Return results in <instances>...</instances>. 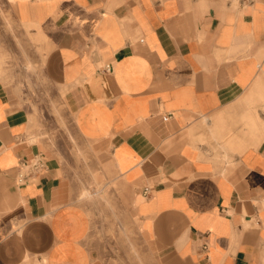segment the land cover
<instances>
[{
    "label": "crops",
    "instance_id": "1",
    "mask_svg": "<svg viewBox=\"0 0 264 264\" xmlns=\"http://www.w3.org/2000/svg\"><path fill=\"white\" fill-rule=\"evenodd\" d=\"M7 2L30 36L0 49V264H114L52 136L60 100L153 264H264V0Z\"/></svg>",
    "mask_w": 264,
    "mask_h": 264
},
{
    "label": "rangeland",
    "instance_id": "2",
    "mask_svg": "<svg viewBox=\"0 0 264 264\" xmlns=\"http://www.w3.org/2000/svg\"><path fill=\"white\" fill-rule=\"evenodd\" d=\"M29 37V32H23L21 26L15 19L13 8L8 4L7 0H0V49L5 48L7 44L4 39L12 38L16 42V46L25 51L24 44L20 40V36ZM24 35V36H25ZM47 49H43V54ZM7 65L9 64L12 71H25L33 66L28 60H20L16 53L6 55ZM10 61V63H9ZM34 72L33 69L30 70ZM16 79V78H14ZM22 83L21 81H19ZM24 83V82H23ZM27 83L32 87V81L27 78ZM38 111V108H35ZM43 112V118H44ZM49 117L52 116V126L56 129L52 130L54 139L59 140L64 136H69L70 142L74 144L72 154L65 159L70 166V173L74 184L76 185L75 198L80 204H95L92 214L95 216L94 229L97 232L96 239L105 241L110 245V249L106 251L108 258L114 264H153L154 260L148 257L144 246L140 242L138 230V218L134 205V233L130 231L131 222V204L130 190L122 183L113 170L99 163L97 157L93 155L87 144L80 142L76 137L72 138V122L70 117L66 115L65 107L61 100L58 106L48 108ZM106 186V187H105ZM99 189V190H98ZM101 192L91 198L83 195L84 191ZM135 198V194H134ZM122 212V213H121ZM122 215V218L120 217ZM111 216V218H109ZM113 216V217H112ZM115 216V217H114ZM127 216V217H125ZM133 240V241H132ZM116 262V263H115Z\"/></svg>",
    "mask_w": 264,
    "mask_h": 264
},
{
    "label": "built area",
    "instance_id": "3",
    "mask_svg": "<svg viewBox=\"0 0 264 264\" xmlns=\"http://www.w3.org/2000/svg\"><path fill=\"white\" fill-rule=\"evenodd\" d=\"M106 70L109 71L110 67L107 66ZM45 169V162L40 157H36L30 165L23 164L18 174L19 184H26L32 176L42 174ZM146 193H148V190H146Z\"/></svg>",
    "mask_w": 264,
    "mask_h": 264
},
{
    "label": "bare ground",
    "instance_id": "4",
    "mask_svg": "<svg viewBox=\"0 0 264 264\" xmlns=\"http://www.w3.org/2000/svg\"><path fill=\"white\" fill-rule=\"evenodd\" d=\"M100 157H101V156H100ZM98 190H99V189H98ZM99 193H101V192H99ZM99 193L96 192V191H94V192L86 191V192L84 193V196H87L88 198H91V197H93L94 195H98Z\"/></svg>",
    "mask_w": 264,
    "mask_h": 264
}]
</instances>
